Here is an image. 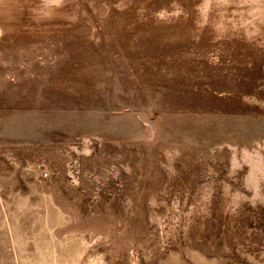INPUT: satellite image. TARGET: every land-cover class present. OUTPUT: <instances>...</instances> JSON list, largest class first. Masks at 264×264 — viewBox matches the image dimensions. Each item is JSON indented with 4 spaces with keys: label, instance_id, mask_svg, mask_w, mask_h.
<instances>
[{
    "label": "rangeland",
    "instance_id": "374dc122",
    "mask_svg": "<svg viewBox=\"0 0 264 264\" xmlns=\"http://www.w3.org/2000/svg\"><path fill=\"white\" fill-rule=\"evenodd\" d=\"M0 264H264V0H0Z\"/></svg>",
    "mask_w": 264,
    "mask_h": 264
}]
</instances>
